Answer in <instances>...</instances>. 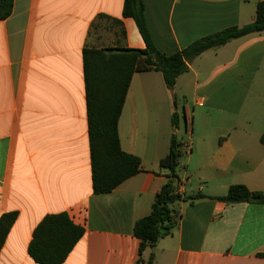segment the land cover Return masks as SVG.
Returning <instances> with one entry per match:
<instances>
[{
    "label": "crops",
    "instance_id": "0c3cea01",
    "mask_svg": "<svg viewBox=\"0 0 264 264\" xmlns=\"http://www.w3.org/2000/svg\"><path fill=\"white\" fill-rule=\"evenodd\" d=\"M143 1L157 49L173 55L254 22L264 0ZM124 3L14 0L11 16L0 21V218L18 214L0 264H38L29 254L34 231L61 213L85 229L63 264H135L134 225L151 213L168 180L160 161L173 135L183 154L184 143H192L179 161L185 172L177 174V190L205 198L179 202L172 234L142 261L153 254L154 264H264V204L214 199L236 184L264 192V108L256 93L264 87V31L203 53L172 89L160 72L135 73L119 138L142 171L110 193H94L83 51L145 48L135 21L123 17ZM175 95L203 108L183 104L180 112ZM175 112L185 123L181 138ZM193 178L205 185L189 195Z\"/></svg>",
    "mask_w": 264,
    "mask_h": 264
},
{
    "label": "trees",
    "instance_id": "16d2710c",
    "mask_svg": "<svg viewBox=\"0 0 264 264\" xmlns=\"http://www.w3.org/2000/svg\"><path fill=\"white\" fill-rule=\"evenodd\" d=\"M13 7L14 0H0V21L11 16ZM123 17L135 21L145 43L144 49L85 48L83 51L92 180L96 195L112 192L142 171L141 159L123 151L119 138V120L134 74L160 72L167 88L172 89L177 79L187 73L190 64L203 53L246 35L263 32L264 1L257 5L254 22L205 36L173 55H165L157 49L147 25L143 0H125ZM179 123V115L175 112L172 115L174 131L179 129ZM260 142L264 145V134ZM182 155L181 144L173 135L169 152L160 161V165L170 171L168 180L157 194L151 213L134 225V236L140 240V258L135 264H154L153 254L146 262L142 261V255L172 234L178 223L173 208L175 204L205 198L200 193L189 197L176 193L179 183L177 168ZM214 199L228 204H264V192L251 191L243 184H236L230 186L225 196ZM17 215L11 212L0 218V250ZM84 233L85 229L76 225L68 214L48 215L34 231L29 254L38 264H63Z\"/></svg>",
    "mask_w": 264,
    "mask_h": 264
},
{
    "label": "rangeland",
    "instance_id": "374dc122",
    "mask_svg": "<svg viewBox=\"0 0 264 264\" xmlns=\"http://www.w3.org/2000/svg\"><path fill=\"white\" fill-rule=\"evenodd\" d=\"M166 92V91H165ZM168 92V91H167ZM253 92H255V90L253 89V91H252V93ZM256 93H258V95H259V97L261 98V99H263L262 100V108H264V87H262V88H259L257 91H256ZM254 95H252L251 97H253ZM258 97V98H259ZM257 98V99H258ZM172 99H177L178 100V108H179V110H180V112H182V108H183V104H185V106H187V107H189V108H203V107H199V105L197 106V105H193V103H192V100H191V98H188V99H186V98H184V97H182V96H178L177 97V95H175V96H173L172 97ZM188 100H189V102H188ZM188 103H187V102ZM199 111H200V109H198ZM185 127V123H184V119H183V116H182V118H181V122H180V135H179V138H181V135L184 133V128ZM187 156H188V153H186L185 151H184V154L181 156V162H185V159L187 158ZM184 172H185V170L182 168V166L180 165L178 168H177V174H179V175H184ZM205 184L204 183H202V182H200L197 178H193L192 179V183L191 184H187V193L189 194V195H191V194H193V193H197V191L195 190L196 188H198V187H200V186H204ZM178 204L179 203H177V204H175L174 206H173V208L175 207V206H178Z\"/></svg>",
    "mask_w": 264,
    "mask_h": 264
},
{
    "label": "built area",
    "instance_id": "2783aa9c",
    "mask_svg": "<svg viewBox=\"0 0 264 264\" xmlns=\"http://www.w3.org/2000/svg\"><path fill=\"white\" fill-rule=\"evenodd\" d=\"M183 149L186 153H190L192 151V143L189 141V142H185L184 145H183ZM176 193L183 196L182 192L179 191V190H176Z\"/></svg>",
    "mask_w": 264,
    "mask_h": 264
}]
</instances>
